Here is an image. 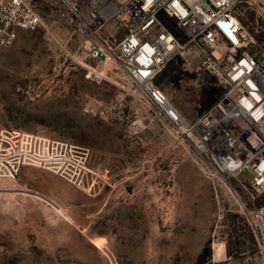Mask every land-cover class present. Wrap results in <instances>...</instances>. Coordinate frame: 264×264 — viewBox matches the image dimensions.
Here are the masks:
<instances>
[{
    "label": "rangeland",
    "instance_id": "rangeland-1",
    "mask_svg": "<svg viewBox=\"0 0 264 264\" xmlns=\"http://www.w3.org/2000/svg\"><path fill=\"white\" fill-rule=\"evenodd\" d=\"M38 5L46 26L0 47V125L86 146L101 183L89 194L30 166L0 181V264H264L254 218L264 192L209 180L116 62L77 56L86 36L64 22V6ZM183 62L156 83L191 120L221 89Z\"/></svg>",
    "mask_w": 264,
    "mask_h": 264
},
{
    "label": "built area",
    "instance_id": "built-area-1",
    "mask_svg": "<svg viewBox=\"0 0 264 264\" xmlns=\"http://www.w3.org/2000/svg\"><path fill=\"white\" fill-rule=\"evenodd\" d=\"M39 1L0 0V47L13 44L19 30L46 26ZM58 1L65 8L64 22L86 36L77 56L96 64L116 62L154 116L180 132L209 180L227 189L234 180L252 199L251 191L264 192V0ZM247 10L255 19L250 26ZM258 42L261 49L255 51ZM177 57L184 61V72L192 73L196 65L221 89L191 120L156 83ZM88 162L86 146L0 125V181L16 180L21 168L30 166L90 194L101 182ZM254 218L264 259V203Z\"/></svg>",
    "mask_w": 264,
    "mask_h": 264
},
{
    "label": "bare ground",
    "instance_id": "bare-ground-1",
    "mask_svg": "<svg viewBox=\"0 0 264 264\" xmlns=\"http://www.w3.org/2000/svg\"><path fill=\"white\" fill-rule=\"evenodd\" d=\"M110 64H111V60H107L104 65H108L109 66ZM3 181H5V180H3Z\"/></svg>",
    "mask_w": 264,
    "mask_h": 264
}]
</instances>
